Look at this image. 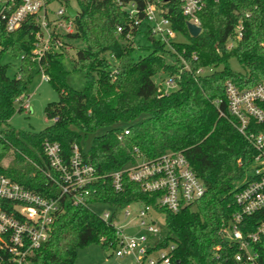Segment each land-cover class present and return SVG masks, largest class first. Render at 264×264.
<instances>
[{"label":"trees","instance_id":"trees-1","mask_svg":"<svg viewBox=\"0 0 264 264\" xmlns=\"http://www.w3.org/2000/svg\"><path fill=\"white\" fill-rule=\"evenodd\" d=\"M78 6L76 32L68 39L81 41L85 48L77 51L71 71L63 65L68 52L57 50L40 61L34 59L38 28L33 19L14 33H7L0 22V177L46 198L58 195L47 175L43 144L49 141L60 144L66 160L79 146L84 161L99 175L130 165L136 149L150 159L182 152L205 184L206 193L195 204L171 212L157 206L159 194L143 192L126 176L120 193L114 191L110 179L101 181L87 198L89 206L63 200V212L49 240L33 254V263L77 264L79 248L93 243L105 249L116 247L120 234L115 226L90 206L101 203L120 210L137 202L165 215L163 238L149 254L174 247L172 264H238L239 247L226 239L224 228L239 210L235 202L238 184L249 174L256 150L234 126L225 84L232 81L241 89L264 84V0H206L197 38L189 34L187 19L175 3L170 11L174 29L186 41L167 47L147 37L152 50L138 60L133 57L136 46L117 33L126 15L116 0H84ZM7 59L19 60L14 78L9 76L14 64ZM201 68L210 72L196 75ZM35 69L49 77L58 93V101L46 107L53 123L39 133L18 131L8 123L17 104L20 111L25 110ZM72 73L83 75L82 90L71 86ZM161 74L175 79V90H160L154 79ZM251 130L264 133V123L252 121ZM98 131L104 133L85 151L83 136ZM11 152L14 158L4 166ZM263 220L264 211L258 212L245 219L241 230L253 232ZM254 252L256 264H264V235Z\"/></svg>","mask_w":264,"mask_h":264},{"label":"built area","instance_id":"built-area-1","mask_svg":"<svg viewBox=\"0 0 264 264\" xmlns=\"http://www.w3.org/2000/svg\"><path fill=\"white\" fill-rule=\"evenodd\" d=\"M70 0H0V22L7 33H14L22 24L33 19L37 26L36 43L33 51L34 59L53 51L68 52L70 45L65 39L76 32L74 20L68 9ZM77 3L84 0H75ZM95 1V0H94ZM101 1V0H96ZM219 1V0H215ZM117 6L126 15L125 25L117 27V33L136 46L139 36L150 37L161 44L171 47L178 36L183 37L174 29L170 11L175 3L180 7L182 15L187 19V25L201 28L200 13L206 0H116ZM61 4L58 10L52 9V4ZM79 7V6H78ZM77 15V16H78ZM240 30V28H239ZM241 37V33L237 38ZM184 38V37H183ZM231 47V46H230ZM264 52V31L262 40ZM187 69H189L187 67ZM210 70L199 69L196 75H204ZM43 80L49 82V77L42 73ZM168 88L176 87L175 79L165 81ZM163 91V89L160 88ZM165 93H169L164 90ZM228 112L236 121L234 126L238 132L256 150L249 174L238 186L235 202L238 212L224 228L226 239L239 247L235 256L238 264H256L257 253L254 246L264 235V220L256 230L244 234L241 230L246 218L264 211V133L251 130V123H264V84H258L250 89H241L232 81L225 84ZM217 105L220 102L216 103ZM27 108V102L24 104ZM223 116V114H221ZM125 130V134H128ZM43 151L48 162L47 175L58 188V195L51 198L34 193L11 179L0 177V264H34L33 254L46 243L52 234V226L63 212V200L75 206H89L87 198L91 191L101 181L110 179L116 193L123 191V179L139 184L142 191L148 194H159L157 206L171 212H178L185 206L193 205L206 193V186L195 174L189 161L182 152H167L157 158H146L138 149L130 167L99 175L95 167L86 163L79 146H74L70 159L66 160L58 143L45 141ZM141 206L135 212L131 206ZM124 217H134L138 225L146 232L128 237L123 230L113 224L116 215L104 214L101 218L115 226L120 234L117 257L134 254L138 264H172L169 250H161L158 259H148L149 250L157 240L163 238L162 230L155 222L154 215L160 212L153 206L133 203L126 206Z\"/></svg>","mask_w":264,"mask_h":264},{"label":"rangeland","instance_id":"rangeland-1","mask_svg":"<svg viewBox=\"0 0 264 264\" xmlns=\"http://www.w3.org/2000/svg\"><path fill=\"white\" fill-rule=\"evenodd\" d=\"M69 2L73 8L79 9L78 3L75 0H70ZM51 7L53 10H58L61 8V4L54 3ZM177 40L180 42L186 41L181 36H178ZM65 41L70 45V50H68V55L64 59L63 65L67 71H71L72 60L76 58L77 51L84 49L85 45L79 40H70L67 38L65 39ZM138 47H143L144 49H140ZM151 50V42L144 36H139L136 41V52L134 53L133 57L135 60H138L140 57L147 55ZM5 62L14 64V66L9 70V76H11L12 78L16 77L19 73V60L7 59ZM170 62L173 61L171 60ZM232 64L235 69H239L236 62H232ZM154 81L159 86H161V89L163 88L167 92H172L176 89L175 86H171V88H168L165 85L167 76L164 74L156 76ZM70 84L74 89L82 90L85 85L83 75L72 73L70 75ZM27 95V108L20 111V105L17 104L15 113L10 119L8 125L18 131L35 133L42 132L53 123V121L49 120L46 116V107L48 104L58 101V93L55 91L51 83L45 82L43 80L42 73H40L38 69H35L33 73V79L27 87ZM103 133L104 131H98L96 133H90L86 137L83 136V149L85 151H88L92 147L95 138L101 136ZM13 158L14 156L11 152L9 156L3 161V165L8 166L12 162ZM128 167H130V165H127L125 168ZM243 184L244 183L241 182L240 184H238V186L240 187ZM140 207V205H133L131 206L130 210L132 212H135ZM90 208L99 216H104V214H115L116 218L113 219V224L116 227L121 228L125 235L128 237L137 236L146 232L141 226L138 225L137 221L134 220V217L126 219L124 217V210H116L110 205L101 203L92 204ZM154 218L157 225L161 228L162 234H164L165 215L162 213L155 214ZM117 250V246L114 248L110 247L105 249L96 243L90 244L87 247L79 248L77 250V264H138L137 258L134 254H128L124 257H117ZM158 257L159 254L154 253L151 254L148 259H158Z\"/></svg>","mask_w":264,"mask_h":264},{"label":"water","instance_id":"water-1","mask_svg":"<svg viewBox=\"0 0 264 264\" xmlns=\"http://www.w3.org/2000/svg\"><path fill=\"white\" fill-rule=\"evenodd\" d=\"M68 13L69 15L72 17V18H76L77 17V11L73 10L71 7L68 9ZM187 28H188V31H189V34L193 37V38H197L200 34H201V31H202V28L200 27H197L195 25H192V24H188L187 25Z\"/></svg>","mask_w":264,"mask_h":264}]
</instances>
